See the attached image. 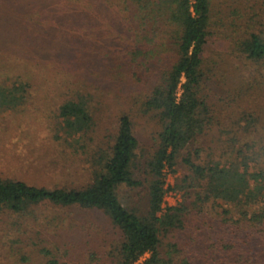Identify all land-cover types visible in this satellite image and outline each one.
<instances>
[{
    "label": "trees",
    "instance_id": "obj_1",
    "mask_svg": "<svg viewBox=\"0 0 264 264\" xmlns=\"http://www.w3.org/2000/svg\"><path fill=\"white\" fill-rule=\"evenodd\" d=\"M60 1L67 8L63 19L44 17L47 11L33 4L36 27L45 25L48 30H37V35L69 36L72 74L84 65V78L98 81L97 86L112 80L142 90L143 109L154 111L159 119L156 147L146 161L147 207L138 213L116 193L119 184L142 183L132 168L138 140L129 114L123 112L101 171L90 184L49 188L0 176V211L22 212L28 204L44 200L99 209L121 232V240L110 252V264H132L146 252L145 264H189L195 256L203 264H264V165L255 155L227 163L211 154L203 157L202 147L195 144L212 118L202 85L210 0ZM238 36L234 40L238 51L264 61L261 32L251 30ZM58 114L68 135L91 124L83 98L62 103ZM228 140L234 143L236 136ZM189 145L181 157L186 169L178 182L183 199L163 206L165 167L174 170L178 154ZM168 232L191 246V259L184 257L178 263L171 256L167 260L160 256V237ZM14 241L7 247L11 253L19 250ZM37 250L43 253L37 264H108L95 249L85 252L84 261L68 248L40 246Z\"/></svg>",
    "mask_w": 264,
    "mask_h": 264
},
{
    "label": "rangeland",
    "instance_id": "obj_2",
    "mask_svg": "<svg viewBox=\"0 0 264 264\" xmlns=\"http://www.w3.org/2000/svg\"><path fill=\"white\" fill-rule=\"evenodd\" d=\"M60 2L0 0V176L49 188L90 184L114 142L118 118L126 112L138 140L132 168L142 183L119 184L116 193L125 206L143 213L150 179L146 161L156 147L161 124L154 111L143 109L142 90L112 80L97 86L98 81L84 78V65L72 74L69 36L37 35V30H48L45 25L36 27L38 14L31 12L33 4L39 3L47 11L44 17L63 19L67 8ZM210 2L202 85L212 118L195 144L202 147L203 157L211 154L227 163L255 155L264 165V61L248 58L234 43L246 31L264 35V0ZM79 98L86 101L91 124L68 135L58 109L62 103ZM230 135L236 136L234 143L227 141ZM191 147L178 154L174 170L165 167L163 206L183 199L178 182L186 165L181 157ZM160 238L162 258L171 256L178 263L184 257L191 259V246L179 241L173 232ZM14 239L19 250L11 253L7 247ZM120 240V230L107 214L95 208L44 200L28 204L22 212L0 211V264H37L43 254L37 250L40 246L68 248L79 261L86 259L88 249L99 250L110 264V252ZM148 256L146 252L132 264H145ZM193 260L189 264H203L196 256Z\"/></svg>",
    "mask_w": 264,
    "mask_h": 264
}]
</instances>
